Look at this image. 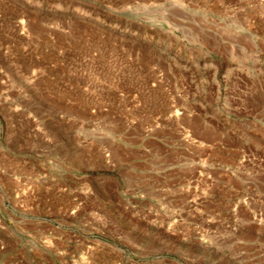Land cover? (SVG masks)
Segmentation results:
<instances>
[{"label": "rangeland", "instance_id": "1", "mask_svg": "<svg viewBox=\"0 0 264 264\" xmlns=\"http://www.w3.org/2000/svg\"><path fill=\"white\" fill-rule=\"evenodd\" d=\"M0 264H264V0H0Z\"/></svg>", "mask_w": 264, "mask_h": 264}]
</instances>
